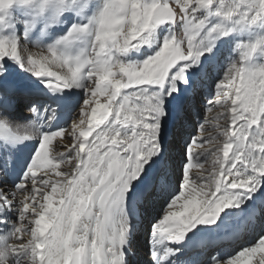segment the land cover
Returning <instances> with one entry per match:
<instances>
[{
    "label": "snow or ice",
    "instance_id": "6c2138e0",
    "mask_svg": "<svg viewBox=\"0 0 264 264\" xmlns=\"http://www.w3.org/2000/svg\"><path fill=\"white\" fill-rule=\"evenodd\" d=\"M21 3L37 5L28 29L39 31L40 22L54 24L77 11L78 0ZM11 4L0 0V12ZM261 21L264 0H103L87 23H73L55 43H36L37 52L22 54L19 38L0 37V134L11 142L22 137L7 117L21 102L38 118L40 108L32 106V90L10 79V62L50 90L84 91L66 153L51 148L65 135L63 127L34 126L38 147L11 188L15 157H0V264H204L185 259L194 240L247 212L258 192L264 196V66L248 63L264 39L238 44L240 60L230 62L215 85L214 105L224 109L216 120L225 121L217 123L218 136L204 137L201 124V135L178 156L174 147L191 119L198 74L216 61L215 41ZM165 24L172 30L155 54L126 59ZM82 39L90 41L85 53L61 51ZM202 157H211V168L192 175L194 167L205 169ZM62 163L69 169L61 171ZM161 201L157 218L152 213ZM138 233L144 234L145 260ZM207 264H264V232L253 245Z\"/></svg>",
    "mask_w": 264,
    "mask_h": 264
},
{
    "label": "bare ground",
    "instance_id": "6f19581e",
    "mask_svg": "<svg viewBox=\"0 0 264 264\" xmlns=\"http://www.w3.org/2000/svg\"><path fill=\"white\" fill-rule=\"evenodd\" d=\"M237 50V48L232 49L228 43L219 44L217 47L213 48L212 54L215 55L216 61H214L207 70L201 71L198 74L196 87L194 89L193 106L191 108V119L185 124L184 128L179 131L177 143L174 147V156L179 155L180 150L185 145L184 143L187 136L194 134V137H199L201 135L199 130V126L201 124L204 126V137L218 136L216 114L217 112H223L224 109L219 105H214V101L216 100L215 85L218 79L224 74L225 68L223 60L227 57L233 59L236 55H238ZM17 82L32 90L31 99L34 101L32 106L39 107L40 112L38 118L37 113L29 112L27 107L21 102L17 108L15 116L7 117L8 126L11 129H30L29 133H32L30 134L31 136L27 139L22 138L13 143L6 136L0 134V157L7 158L9 160L11 159V155L15 157V166L9 177V188L12 187L13 182L18 181L21 178L22 173L26 170V166L29 162L32 147L37 144V141L41 138L35 133L34 126L39 127L41 131L48 128L58 130L63 127L65 135L63 137L55 138L51 148L55 149L57 146H60L59 151L65 153L68 151V147L66 146H71L73 143L70 135L71 123L74 121L75 116L78 113V108L84 99V91L79 88L55 91L46 88L43 80L33 82L26 81L25 79L23 80L22 78ZM210 106L213 107L212 112L207 111V108ZM45 109H48V111L45 112ZM53 113H55V116H53ZM0 118L5 117L0 115ZM205 147L210 149L212 148L211 145L207 144ZM200 162L205 163V169L201 170L194 167L191 173L192 175L201 173L206 175V170L210 169L212 166L211 157H209L207 161H205L202 157ZM193 163H196L195 159L193 160ZM69 167V165L62 163L60 165V170L65 171L68 170ZM38 175H42V173L38 172ZM51 176L53 179H57L54 174ZM27 187L30 189L31 185L29 184ZM37 199L39 200V197H37ZM162 203L163 201H161L153 209L152 215L154 217L157 214V218H162L163 213H159V208ZM248 209L249 210L244 214L230 219L226 226L219 231L211 234H203L201 237L194 240L189 249L188 256L185 257V259H195L207 264V262L212 258L209 253L215 247V256L231 254L236 252L237 249L242 248L243 244H240L243 242L244 233L247 237L245 240H247L258 234L262 228L264 229V221L261 219L264 214V196L258 192L254 197V200L248 205ZM226 211L237 212L239 210L228 209ZM33 226L34 225L32 224L27 225L28 228ZM25 234L26 232L22 234L21 239L24 243H27L31 237ZM0 235L2 234L0 233ZM189 235H191V233H189ZM12 242L19 244L21 241L14 240ZM256 242H258V240H254L253 244ZM136 243L141 251V259L145 260L146 246L143 233H138Z\"/></svg>",
    "mask_w": 264,
    "mask_h": 264
},
{
    "label": "rangeland",
    "instance_id": "374dc122",
    "mask_svg": "<svg viewBox=\"0 0 264 264\" xmlns=\"http://www.w3.org/2000/svg\"><path fill=\"white\" fill-rule=\"evenodd\" d=\"M102 3L103 0H78L77 11L72 12L70 15L69 13H65L61 17L60 22L54 24H47L46 26L44 22H40L37 25L39 31H37L36 29L29 31L28 29V24L34 21L37 5L24 4V3L13 4L9 9L0 12V37H7L11 39L19 38L22 44V48H24L22 54L27 55L28 52H37L39 51V49L36 47V43L38 42H43L47 44L55 43V41L67 35L70 26L73 23H77V22L87 23L92 16L98 13V11L102 6ZM173 6L175 7V5ZM171 30H172V26L168 24L158 26V28L155 30L153 37L151 38L150 43L147 45H142L139 50L133 49L131 52L128 53L126 59L131 62H140L143 59L147 58L148 55L155 54V52L158 51L159 48L162 46L163 39L171 32ZM183 35L184 34L182 28L178 29L177 37L183 38ZM258 39H264V21L258 22L255 25H248L247 27H238L234 32H232L228 36H223L217 39L215 41L214 48L217 47L219 44L228 43L232 47V49L233 48L238 49L237 50L238 55L235 56L236 58L234 57L233 59H231L227 57L225 60H223L224 61L223 65L225 68L224 73L230 62L238 61L241 58V50L237 47V45L240 43H252ZM89 42L90 41L88 39L72 41L67 45L61 46V51H64L72 56L80 55L81 53H85L87 51ZM248 63L252 66H264V48L258 49L257 52L251 57ZM10 64H11V71L9 73L10 79L19 81L23 78V80L25 79L26 81H33V82L43 80L42 78L38 79L27 72L21 71L20 68L15 63L10 62ZM221 79H223V75L221 78L218 79L216 84L219 83ZM225 86L226 85H222V87ZM217 123H219V125L221 124L225 126V121L223 119H220L219 122ZM12 130L22 138L30 137L31 136L30 134H32L29 133L30 129L17 128ZM193 137L194 134L187 136V139H185V143L188 142ZM73 163H75V161H73ZM52 174L54 173L50 171V175ZM159 213L161 214L163 213V203L159 208ZM155 217H157V214ZM261 219L262 221H264V214L261 217ZM263 230L264 229L262 228V230L258 234L254 235L253 237L247 240H245L247 237L244 233L243 242L240 244V245L243 244L242 248L245 246H251L254 240H258L260 234L264 232ZM25 235L30 236L28 232H26ZM242 248L237 249L236 252L242 250ZM215 249L216 247L210 251L209 255L211 257L216 255Z\"/></svg>",
    "mask_w": 264,
    "mask_h": 264
},
{
    "label": "clouds",
    "instance_id": "9594fccd",
    "mask_svg": "<svg viewBox=\"0 0 264 264\" xmlns=\"http://www.w3.org/2000/svg\"><path fill=\"white\" fill-rule=\"evenodd\" d=\"M16 3H21V0H12V4H11V6L13 5V4H16ZM10 6V7H11ZM9 7V8H10ZM9 8H7V9H9ZM7 9H5V10H7Z\"/></svg>",
    "mask_w": 264,
    "mask_h": 264
}]
</instances>
